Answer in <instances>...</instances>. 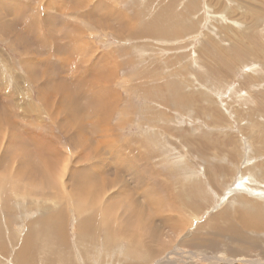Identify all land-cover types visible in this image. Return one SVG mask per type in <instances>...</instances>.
Wrapping results in <instances>:
<instances>
[{
    "label": "rangeland",
    "instance_id": "obj_1",
    "mask_svg": "<svg viewBox=\"0 0 264 264\" xmlns=\"http://www.w3.org/2000/svg\"><path fill=\"white\" fill-rule=\"evenodd\" d=\"M0 2V264H264V0Z\"/></svg>",
    "mask_w": 264,
    "mask_h": 264
},
{
    "label": "bare ground",
    "instance_id": "obj_2",
    "mask_svg": "<svg viewBox=\"0 0 264 264\" xmlns=\"http://www.w3.org/2000/svg\"><path fill=\"white\" fill-rule=\"evenodd\" d=\"M169 5H170V4H169ZM167 6H168V5H167ZM168 7H169V6H168ZM165 8H166V7H165ZM169 9H170V8H169ZM169 11H170V10H169ZM172 12H173V11H172ZM167 13H169V12L167 11ZM158 15H159V14H158ZM159 16H160V15H159ZM167 16H168V15H167ZM171 16H172V15H171ZM173 16H174V15H173ZM165 18H167V17H165ZM171 18H172V17H171ZM174 18H175V16H174ZM167 19H168L167 24L170 23V22H172V20L169 21V18H167ZM166 21H167V20H166ZM181 21H182V20H181ZM185 21H186V20H185ZM156 22H157V21H156ZM175 22H176V21H175ZM180 24H181V23H180ZM158 25H159V24H158ZM168 25H169V24H168ZM172 25H173V24H172ZM172 25H171V26H172ZM157 27H158V26H157ZM157 27H156V28H157ZM177 28H178V27H177ZM174 29H175V28H174ZM149 30H150V29H149ZM167 30H168V29H167ZM155 31H156V30H155ZM173 31H174V30H173ZM171 32H172V31H171ZM23 34H24V33H23ZM166 34H167V33H166ZM170 35H171V34H170ZM27 38H28V37H27ZM82 38H83V37H82ZM21 42H22V41H21ZM42 44H43V43H42ZM41 48H42V47H41ZM65 50H66V49H65ZM67 51H68V50H67ZM74 51H75V50H74ZM77 53H78V52H77ZM85 53H86V52H85ZM217 53H219V51H218ZM32 59H33V58H32ZM47 61H48V60H47ZM79 69H80V68H79ZM91 69H92V68H91ZM86 75H87V74H86ZM100 77H101V76H100ZM73 80H74V79H73ZM75 80H76V79H75ZM75 80H74V81H75ZM74 81H72V82H74ZM75 82H76V81H75ZM76 83L79 84V82H76ZM80 84H81V83H80ZM82 84H84V83H82ZM71 85H72V84H71ZM80 87H81V86H80ZM71 88H72V87H71ZM81 88H82V87H81ZM86 88H87V87H86ZM86 88H84V89H86ZM74 89H75V88H74ZM88 90H90V89H88ZM99 90H100V89H99ZM73 91H74V90H73ZM104 91H105V89H104ZM84 93H85V92H84L83 90H82V91L79 90V87H78V90H75V91H74V93H73L74 96H73V101H72V102H73V106L75 107V110L69 108L70 105H69V106H66V113H65V115H66V114H75V112H78L79 109L76 108V105L81 104V103H80V102H81L80 100H86V102L88 103L87 105L91 106V107L88 108V109L85 108V111H84L85 113L92 112V111H94V112H95V111H96V112H99V114L96 115V117H97V116H98V117H101V115H102V111L105 109V103H107V105L109 106V109H112V108L114 109V105H116L112 100H110L109 102H107V101L104 100V99H103L104 102L100 101V100L98 99V97H97L98 94H94L95 96H91V95H90L91 98H90V99H88V98L86 99ZM87 93H88V91H87ZM91 93H92V92H91ZM91 93H90V94H91ZM105 93H107V92H105ZM88 94H89V93H88ZM70 95H71V94H70ZM101 95H104V92H102ZM86 96H88V95L86 94ZM116 96H117V95H116ZM64 97H67V96L65 95ZM64 97H63V98H64ZM104 97H106V96H104ZM104 97H103V98H104ZM177 97H178V96H177ZM112 98H113V97H111V99H112ZM114 98H115V96H114ZM114 98H113V99H114ZM64 99H65V98H64ZM66 99H67V98H66ZM106 99H107V98H106ZM115 99H116V98H115ZM115 99H114V100H115ZM177 99H178V98H177ZM65 101H66V100H65ZM65 101H63V102H65ZM105 101H106V102H105ZM116 101L118 102V100H116ZM186 101H187V100H186ZM101 102H102V105H101V107H100ZM117 102H116V103H117ZM70 104H71V103H70ZM98 105H99V106H98ZM100 108H101V109H100ZM83 109H84V108H83ZM104 112H105V116H109V115H110V111L105 110ZM85 113H84V114H85ZM94 115H95V113H94ZM66 116H67V115H66ZM90 117H91V116H90ZM94 117H95V116H94ZM91 118H92V117H91ZM71 119H72V118H71ZM71 119L68 118V121L71 122ZM105 119H107V118H105ZM73 120H74V119H73ZM12 136H13V135L10 136V139L12 138ZM16 136H17V135H14L13 138H15ZM13 138H12V139H13ZM36 147H37V146H36ZM10 164H11V163H10ZM32 165H33V164H32ZM31 173H32V171H31ZM33 173H34V171H33ZM20 184H21V183H20ZM26 184H28V183H26ZM30 185H31V184H30ZM22 188H23V191H22V194H23V193L25 192V187L22 186L20 190H22ZM28 189H29V188H28ZM17 190H18V189H17ZM20 190H19V191H20ZM30 190H31V189H30ZM81 190H82V189H81ZM83 190H84V189H83ZM83 190H82V191H83ZM19 191H18V192H19ZM26 191H27V190H26ZM20 192H21V191H20ZM27 192H28V191H27ZM85 193H86V192H85ZM56 196H58V195H56ZM56 198L59 199V196L56 197ZM56 198L54 197V198L52 199V201H53V200L56 201V200H57ZM61 200H62V198H61ZM84 200H85V199H84ZM57 202H58V201H57ZM163 202H164V201H163ZM93 208H94V207H93ZM86 212H88V211H86V210L84 209V211H83L82 214H85ZM89 212H90V210H89ZM89 212H88V213H89ZM254 213H255V212H254ZM104 215H105V214H104ZM217 216H218V215H217ZM91 217H92V216H91ZM98 217H100V215H99ZM215 217H216V216H215ZM218 217H219V216H218ZM92 218H93V219H92ZM92 218H91V219H90V218H85V219H84V220L88 221V223L85 224V229H86V231H88V232L92 231L91 229H93V226L90 224V221H91V222H94V219H95L96 217H92ZM255 218H261V217H257V216H255L254 219H255ZM104 220H105V219H104ZM106 220H107V219H106ZM255 220H257V219H255ZM255 220H254V221H255ZM213 222H215V220H214ZM213 222H212V223H213ZM102 223L105 224V222H102ZM113 223H114V222H113ZM117 223H118V222H117ZM106 224H107V223H106ZM123 224H124V223H123ZM130 224H133V223H130ZM108 225H109V224H108ZM133 225H135V224H133ZM136 225L138 226V224H136ZM112 226H113V225H112ZM112 226H109V227H110V230H111V227H112ZM125 226H128V228H129V226L131 227V225H125ZM115 227H116V226H115ZM114 229H115V228H114ZM107 230H108V229H107ZM93 231H96V230H93ZM113 231H115V230H113ZM113 231H112V232H113ZM40 233H42V236H52V235H54V234L57 236L58 230H57V227H56L55 224L48 226L47 223H46L45 225H43V226L41 227V232H40ZM115 233H117V230L115 231ZM122 233H123V232H122ZM81 234H84V233H81ZM141 234H142V233H141ZM115 235H116V234H115ZM123 235H124V234H123ZM144 235H145V234H144ZM37 236H38V234L36 235V237H35L34 240H33L34 248H35V247H36V248L38 247V246H37V243H36V239H39L41 235H39V238H37ZM56 236H55V237H56ZM135 237H136V236H135ZM140 237H142V236H140ZM49 238H50V237H49ZM49 238H47V239H49ZM56 238H57V237H56ZM56 238H55V239H56ZM142 238H143V237H142ZM142 238H141V239H142ZM44 239H45V238H44ZM44 239H43V237H42V240L39 241L40 243H41V242H42V243H43V242L45 243L46 246H45L43 249H45V248H46V249H47V248H52V245H53L54 243L51 244V243H50L51 241L49 242V240H47V239L44 240ZM84 239H85V237H82V236H81V240L83 241ZM39 240H40V239H39ZM51 240H52V237H51ZM133 240H134V239H133ZM139 240H140V239H139ZM56 241H57V239H56ZM140 241H142V240H140ZM140 241H139V242H140ZM52 242H53V240H52ZM139 242H138V243H139ZM50 244H51V245H50ZM40 246H41V245H40ZM40 246H39V247H40ZM43 246H44V245H43ZM41 248H42V247H41ZM41 248H40V249H41ZM35 251H36V249H35ZM36 253H38V252H36ZM44 254H45V253H44ZM48 254H49V253H48ZM42 256H43V255H42ZM44 256H45V255H44ZM44 256H43V257H44ZM45 257H46V256H45ZM47 257H48V255H47ZM48 259H49V258H48ZM44 260H45V259H44ZM44 260H43V261H44ZM75 260H76V259H75ZM45 262H46V261H45Z\"/></svg>",
    "mask_w": 264,
    "mask_h": 264
},
{
    "label": "crops",
    "instance_id": "obj_3",
    "mask_svg": "<svg viewBox=\"0 0 264 264\" xmlns=\"http://www.w3.org/2000/svg\"><path fill=\"white\" fill-rule=\"evenodd\" d=\"M0 7H2V4H1V2H0Z\"/></svg>",
    "mask_w": 264,
    "mask_h": 264
}]
</instances>
